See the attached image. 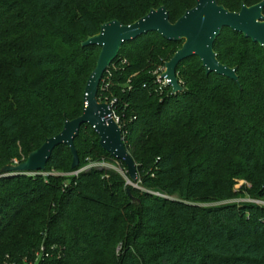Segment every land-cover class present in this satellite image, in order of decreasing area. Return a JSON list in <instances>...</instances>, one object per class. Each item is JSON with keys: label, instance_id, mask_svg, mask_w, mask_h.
I'll list each match as a JSON object with an SVG mask.
<instances>
[{"label": "trees", "instance_id": "16d2710c", "mask_svg": "<svg viewBox=\"0 0 264 264\" xmlns=\"http://www.w3.org/2000/svg\"><path fill=\"white\" fill-rule=\"evenodd\" d=\"M261 1L217 3L239 11ZM194 5L0 0V174L81 115L100 52L82 42L101 24H131L160 6L175 22ZM181 45L154 31L125 41L98 84L97 100L115 99L127 130L136 186L102 165L60 175L103 161L125 167L88 124L73 140L77 166L59 144L43 170L58 175L0 177V264H264V204L230 201L239 178L250 184L244 195L264 201V49L223 27L213 50L238 81L206 73L192 55L178 63L182 90L172 93L156 80Z\"/></svg>", "mask_w": 264, "mask_h": 264}, {"label": "water", "instance_id": "95a60500", "mask_svg": "<svg viewBox=\"0 0 264 264\" xmlns=\"http://www.w3.org/2000/svg\"><path fill=\"white\" fill-rule=\"evenodd\" d=\"M264 0L251 6L242 5L239 11H229L217 0H195L175 22H170L164 6L150 9L143 17L131 24L111 20L100 25L99 31L89 36L82 45H97L100 52L94 69L90 73L83 95V109L80 116L65 120L62 130L46 138L43 144L30 152L27 158L17 164L5 165L1 171L44 170L53 148L59 144L69 147L72 154L71 166L79 163L73 140L82 124L91 126L99 137L100 146L112 157L123 161L130 178L135 179V163L121 138V130L111 117L108 104L97 100V88L104 71L117 56L123 42L132 40L150 31L171 41L182 40L181 47L165 62L161 76L169 80L172 93L182 90L176 77L178 63L192 55L201 61L206 73L215 72L238 81L235 68L221 64L213 50V43L223 27L242 33L264 49ZM129 191V189H127Z\"/></svg>", "mask_w": 264, "mask_h": 264}, {"label": "rangeland", "instance_id": "374dc122", "mask_svg": "<svg viewBox=\"0 0 264 264\" xmlns=\"http://www.w3.org/2000/svg\"><path fill=\"white\" fill-rule=\"evenodd\" d=\"M98 58V57H97ZM97 61V60H96ZM96 64V63H95ZM94 69V68H93ZM92 72V71H91ZM89 77V76H88ZM88 79V78H87ZM119 126V125H118ZM120 130H121V138H122V141L124 143V146L126 147V144H125V137L127 135V130L124 129V125L123 126H119ZM127 149V147H126ZM128 151V149H127ZM14 165L17 164V163H13ZM106 166L108 167H111L113 168L114 170L118 171L119 173L123 174L124 176V179H125V183L128 184V185H132V186H136V183H135V180L137 178V173H136V177L135 179L133 178H130L129 175H125V172H124V168L126 169L127 171V168L126 166L123 167L122 164L116 160L114 161H110L108 163H104ZM42 171V170H40ZM23 172L25 171H9V172H5V173H1L0 174V177L2 176H8V175H24ZM127 174H128V171H127ZM244 187H250V184L245 180V179H242V178H239V179H235V183H234V186H233V190L238 193V195L232 199H230V201H235V202H239V201H246V202H252V203H256V204H260V200L257 199V198H252L250 196H248L247 194H245V190L243 189ZM155 193H158V192H155ZM202 205H205V204H202ZM26 260V259H25ZM24 264H27L26 262H23Z\"/></svg>", "mask_w": 264, "mask_h": 264}, {"label": "built area", "instance_id": "2783aa9c", "mask_svg": "<svg viewBox=\"0 0 264 264\" xmlns=\"http://www.w3.org/2000/svg\"><path fill=\"white\" fill-rule=\"evenodd\" d=\"M163 70H165V66L163 67ZM156 82H157V84L159 85V88H160V86H162V85H170L169 84V80L167 79V78H165V77H162L161 75H159L158 77H157V80H156ZM114 101H115V99H113L109 104L108 103H106V104H108V106H109V108H110V110H111V117L114 119V121L120 126V122H119V117L118 116H116L114 113H113V103H114ZM13 163H17V160H14L13 161ZM104 163H108V162H100V163H91V164H88L87 166H82L81 168H79V169H77V170H74V171H72V172H70V173H66V174H60V175H77L80 171H82V170H84V169H86L87 167H90L91 165H102V166H106ZM49 173H51V174H55V175H58L59 173H56V172H45V171H40V170H38V171H25V172H23V174L24 175H29V176H35V175H38V174H41V175H43V176H47ZM156 195H160V196H162V194H160V193H155ZM260 204H264V201H262V200H260V202H259ZM38 256H39V253H36V256H35V260L38 258ZM27 264H36V262L34 261V262H26Z\"/></svg>", "mask_w": 264, "mask_h": 264}]
</instances>
